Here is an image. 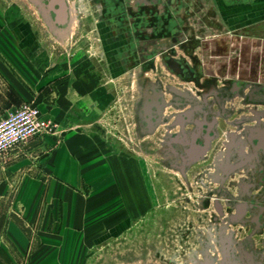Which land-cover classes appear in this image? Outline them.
<instances>
[{
	"label": "rangeland",
	"instance_id": "rangeland-1",
	"mask_svg": "<svg viewBox=\"0 0 264 264\" xmlns=\"http://www.w3.org/2000/svg\"><path fill=\"white\" fill-rule=\"evenodd\" d=\"M73 1L86 4V0ZM39 12L29 0H0V25L10 27L14 38L23 21L34 27L38 42L25 50L14 44L13 51L28 58L14 67L40 83L51 77L68 100L57 109V117L62 115L58 119L42 112L35 97L17 101L16 106L29 102L41 111L48 122L42 133L76 136L72 141L78 146L66 148L71 163L67 174L83 176L86 199L76 200L66 187L63 208L58 203L45 205L54 213L51 227L41 230L39 219L38 232L37 221H22L32 243L23 255L10 253L13 263L166 264L165 258H172L179 264V253L186 252L187 259L199 254L195 231L205 221L197 208L199 183L192 180L187 186L178 172L162 166L156 153L160 136L136 135L133 72L122 70L112 43L107 41L101 48L85 25V10L73 13L74 23L64 36L48 27ZM236 102L239 107L240 99ZM220 149L218 141L213 152ZM202 166L210 169L213 162L209 159ZM187 227L188 248L183 251L179 234Z\"/></svg>",
	"mask_w": 264,
	"mask_h": 264
},
{
	"label": "crops",
	"instance_id": "crops-1",
	"mask_svg": "<svg viewBox=\"0 0 264 264\" xmlns=\"http://www.w3.org/2000/svg\"><path fill=\"white\" fill-rule=\"evenodd\" d=\"M70 2L76 6L74 3L77 2L73 0ZM201 3L204 11L209 10V16L218 26L221 34L229 33L235 36L239 59L236 68V86H239V79L245 76L264 85V67L261 68L260 63L261 55L264 53V0H201ZM15 11L16 17H20L21 12ZM5 13V17L8 18L7 10ZM30 26L32 25L23 21L16 29L14 38L10 27L0 25V118L18 105V102L35 97L42 112L51 113V116L58 119L62 115L57 117V109L63 108L62 105L66 103L68 96L65 97V92L59 89V84L54 85L57 81H52L50 77L49 80L46 78L40 83L35 77L32 79L27 73L19 72L14 67V63L19 64L23 58L25 61L28 59L24 57L22 51H13L14 44L18 49L25 50L38 42L37 31ZM248 89L244 90V93H247ZM257 89V93L254 94L257 95L256 99L250 102L253 106H248V111L240 114L252 119L251 121L242 123L239 130L232 128L228 138L221 135L205 155L203 152L189 155V158L199 155L202 157L192 162L193 165L186 171L185 179L188 184L192 180L197 181L200 186L209 183L213 188H222L232 196L228 214L225 212L227 207L224 206L226 202L224 195L214 198V201L216 199L218 205L222 206V216L215 211L212 203L205 208L197 202V208L204 213L205 220L204 224L198 226L195 231L197 242L203 237L208 240L206 251L215 258L217 261L215 264L222 261H225L223 264H264V234H261L264 232V187H257L252 183L242 185L240 182V179L247 176L245 172L253 173L264 169V95L261 94L264 88L258 86ZM244 129L246 132L242 135ZM71 136L72 134L66 132L51 135L41 133L0 157V264H15L10 253L23 255L29 250L32 242L27 230L25 229L24 232L22 229V221H37L36 230L39 227V219L41 230L43 228L46 230L52 223L54 224V213L51 210L46 211L45 205L53 204L54 207V204L58 203L63 208L66 203L64 200L66 187L71 190L69 193L76 200L83 197L86 199L85 191L81 190L83 176L73 178L67 174V171L71 173L70 154L67 150L78 146L72 141L76 136ZM61 140L62 143H59ZM218 141L221 142V149L213 152ZM223 143L226 145L224 144L225 148L222 150ZM227 145L229 158L226 157V164L232 166L231 172H235L232 179L238 184L234 187L219 183ZM209 159L213 162V166L204 169L202 163ZM208 176L213 177L208 179ZM241 190L246 193L243 194ZM197 192L205 193L203 188ZM226 217L229 218L230 223L224 221ZM218 236H223L224 239L228 237L226 252H229V256L226 259L219 245L213 248L214 251L208 249V247L212 248L211 245ZM240 249L247 256L245 263L230 256L232 253L237 255ZM202 251L200 249V253L195 254L200 261L204 260Z\"/></svg>",
	"mask_w": 264,
	"mask_h": 264
},
{
	"label": "flooded vegetation",
	"instance_id": "flooded-vegetation-1",
	"mask_svg": "<svg viewBox=\"0 0 264 264\" xmlns=\"http://www.w3.org/2000/svg\"><path fill=\"white\" fill-rule=\"evenodd\" d=\"M29 1L39 8L48 27L58 26L57 30L51 29L60 36L69 33L74 23L73 13L78 15L85 10L88 18L85 25L98 38L101 48L107 41L112 43L122 62V70L133 72L136 94L132 108L136 135L138 138L160 136L156 153L162 166L177 171L186 184L185 173L193 165L184 166L189 155L200 154L205 148L210 150L221 135L228 138L232 128L237 129L234 124L237 115L241 117L240 114L248 111V106H253L242 98L237 106L239 59L235 36L220 33L209 10L204 11L201 0H86L85 6L74 3L75 6L71 4L72 0H65L68 14L61 24H58L57 14L46 13L44 9L53 0ZM260 59L263 68L264 53ZM239 81L242 91L255 82L246 76ZM255 83L264 88L262 82ZM226 147L219 183L234 187L237 182L232 179L235 173L231 172L232 166L226 164L229 146ZM245 174L248 177L240 179L242 185L252 183L264 187V169ZM210 177L213 176L208 179ZM202 188L205 193H198V197L205 208L211 203L218 205L216 199L214 201L216 194L208 197L210 191L221 192L228 203L232 198L231 193L213 188L209 183L198 185L197 191ZM189 235L188 227L181 229L179 240L183 251L188 248ZM197 243L202 250L209 244L204 237ZM228 244V237L218 236L208 249L214 251L213 248L219 245L224 253ZM185 253H179V264L187 259ZM230 256L241 263L247 260L241 249L237 255L232 253ZM164 263L174 264V261L165 258Z\"/></svg>",
	"mask_w": 264,
	"mask_h": 264
},
{
	"label": "built area",
	"instance_id": "built-area-1",
	"mask_svg": "<svg viewBox=\"0 0 264 264\" xmlns=\"http://www.w3.org/2000/svg\"><path fill=\"white\" fill-rule=\"evenodd\" d=\"M48 128V122L32 103L14 106L0 118V157Z\"/></svg>",
	"mask_w": 264,
	"mask_h": 264
},
{
	"label": "water",
	"instance_id": "water-1",
	"mask_svg": "<svg viewBox=\"0 0 264 264\" xmlns=\"http://www.w3.org/2000/svg\"><path fill=\"white\" fill-rule=\"evenodd\" d=\"M54 2H50V4H48L47 6H46V8H44L45 9V11H46V13H48L49 11H51L52 13H54V14H57V18H58V24H61V23H63L66 19H67V14H68V7H67V4H66V2H65V0H53ZM56 5L58 6V9L56 8ZM52 27V29H56L57 30V28H58V26H51ZM59 29V28H58ZM254 81V80H253ZM256 82V81H255ZM257 87H258V84H256V83H252V84H249V85H247V86H245L244 88H243V91H242V86H237V97H240V98H242L243 100H244V102H247V103H249V102H251L252 100H255L256 98L255 97H257V95H254L255 93H257L256 91H258V89H257ZM245 88L246 89H248V91H247V93H244V90H245ZM261 94L262 95H264L263 93H264V90H261ZM247 97H248V99H247ZM239 111L240 110H238V114H239ZM248 120H252V119H249V118H245L244 116H241V117H238V119H236V121H235V125H236V128L239 130L240 128H241V124L242 123H244V122H247ZM257 122H258V119L256 118L255 119ZM245 129H252V127H245ZM243 130L241 133H242V135H245V132H246V130ZM208 149L207 148H205L202 152H203V154L207 151ZM202 157V156H201ZM200 155H199V157H193V158H189L188 157V159H187V161L185 162V165L184 166H186L187 164H190V163H192V162H194V161H196V160H199L200 158ZM236 186H238V184L236 183ZM211 194H216V196H218V197H220V193H218V191H210L209 193H208V197H209V195L211 196ZM212 206L214 207V209H215V211H217V213L219 214V215H221L222 216V211H221V209H222V206L220 207L219 205H217V204H214V203H212ZM224 206H225V208L227 207V209H225V212H226V214H228L229 213V211H230V208L229 207H231V205H230V203H228L227 201L226 202H224ZM224 221H226V222H228V223H230L229 222V218L228 217H226L225 219H224ZM263 227H264V224H263ZM260 233V232H259ZM227 250V249H226ZM226 250H225V252L223 253L222 252V255L224 256V259H226V257L228 258V256H229V252H226ZM202 253H203V255H204V260H202V261H200V260H198L197 258H196V255L195 254H193L189 259H186L185 261H184V263H182V264H214V261H216L215 260V258H213V257H211L208 253H207V251H206V248L204 247V250L202 251ZM225 262V261H224ZM223 261H222V263L221 262H219V264H223L224 263ZM216 263H217V261H216ZM138 264H151V263H138Z\"/></svg>",
	"mask_w": 264,
	"mask_h": 264
}]
</instances>
